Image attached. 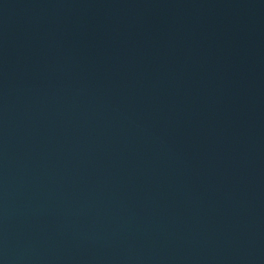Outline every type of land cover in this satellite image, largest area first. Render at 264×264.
Returning a JSON list of instances; mask_svg holds the SVG:
<instances>
[{
    "label": "water",
    "instance_id": "water-1",
    "mask_svg": "<svg viewBox=\"0 0 264 264\" xmlns=\"http://www.w3.org/2000/svg\"><path fill=\"white\" fill-rule=\"evenodd\" d=\"M0 264H264V0H0Z\"/></svg>",
    "mask_w": 264,
    "mask_h": 264
}]
</instances>
